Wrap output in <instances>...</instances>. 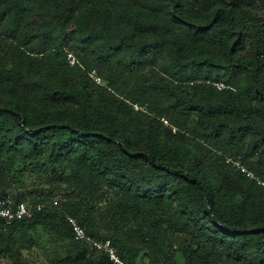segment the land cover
I'll return each mask as SVG.
<instances>
[{"label": "trees", "instance_id": "obj_1", "mask_svg": "<svg viewBox=\"0 0 264 264\" xmlns=\"http://www.w3.org/2000/svg\"><path fill=\"white\" fill-rule=\"evenodd\" d=\"M226 157L264 181V0H0V197L43 205L0 219V264L41 231V264H112L67 216L127 264H264Z\"/></svg>", "mask_w": 264, "mask_h": 264}, {"label": "built area", "instance_id": "obj_2", "mask_svg": "<svg viewBox=\"0 0 264 264\" xmlns=\"http://www.w3.org/2000/svg\"><path fill=\"white\" fill-rule=\"evenodd\" d=\"M66 58L69 65L71 66H74L78 63L75 55L70 51H66ZM90 76L96 83H100V79L97 77L95 71H91ZM212 86L219 91H234L233 87L226 85L223 82H213ZM134 108L136 110L138 109L136 105ZM225 163L239 170L248 180L255 181L258 185L264 187V181L257 177L252 171L248 170L243 165L240 157H226ZM57 205V200H54L53 206ZM42 208V204H32L27 202L16 203L10 195L0 197V219L3 220L5 226H11L15 221L28 217L34 211L39 212ZM66 220L69 223L73 232V236L76 240L87 243L95 250H102L106 252L112 264H127L117 255L116 249L111 245L109 240H95L86 235L84 229L74 218L67 216Z\"/></svg>", "mask_w": 264, "mask_h": 264}, {"label": "rangeland", "instance_id": "obj_3", "mask_svg": "<svg viewBox=\"0 0 264 264\" xmlns=\"http://www.w3.org/2000/svg\"><path fill=\"white\" fill-rule=\"evenodd\" d=\"M34 242V250L26 253L24 257L28 264H41L45 256L52 252V247H59V242L54 236L42 231L34 236Z\"/></svg>", "mask_w": 264, "mask_h": 264}]
</instances>
